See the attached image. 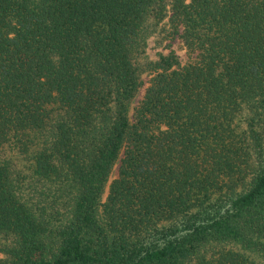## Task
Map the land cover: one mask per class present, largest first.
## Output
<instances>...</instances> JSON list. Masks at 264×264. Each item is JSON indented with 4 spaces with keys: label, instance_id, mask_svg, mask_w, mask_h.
<instances>
[{
    "label": "trees",
    "instance_id": "obj_1",
    "mask_svg": "<svg viewBox=\"0 0 264 264\" xmlns=\"http://www.w3.org/2000/svg\"><path fill=\"white\" fill-rule=\"evenodd\" d=\"M0 264H264V0H0Z\"/></svg>",
    "mask_w": 264,
    "mask_h": 264
},
{
    "label": "rangeland",
    "instance_id": "obj_2",
    "mask_svg": "<svg viewBox=\"0 0 264 264\" xmlns=\"http://www.w3.org/2000/svg\"><path fill=\"white\" fill-rule=\"evenodd\" d=\"M157 30L156 32L152 33L148 39H147V45L145 48V57L150 60H155L158 56V54H166L168 51L172 50L174 54L177 56V59L180 63H184L187 58L189 57L184 48L182 47L180 41L175 38L173 40H168V39H162L160 34L158 33ZM148 75L146 72L142 74V81L143 84L142 86L138 89L135 97L133 98L131 102V109L129 112V117L131 119V113H132V108L135 106L137 101L141 98L143 88L146 85ZM116 168H117V163L113 166L111 174L109 176V180L112 179L116 175Z\"/></svg>",
    "mask_w": 264,
    "mask_h": 264
}]
</instances>
